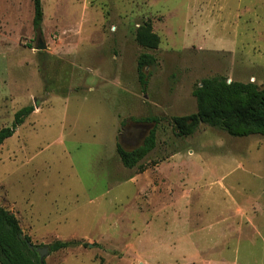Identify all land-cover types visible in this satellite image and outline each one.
Segmentation results:
<instances>
[{"label":"rangeland","instance_id":"1","mask_svg":"<svg viewBox=\"0 0 264 264\" xmlns=\"http://www.w3.org/2000/svg\"><path fill=\"white\" fill-rule=\"evenodd\" d=\"M41 1L38 32L33 0H0V131L35 106L0 146V205L34 246L74 243L46 264H264V137L173 124L203 79L264 84V0ZM148 22L156 50L137 42ZM156 127L125 168L117 144Z\"/></svg>","mask_w":264,"mask_h":264},{"label":"trees","instance_id":"2","mask_svg":"<svg viewBox=\"0 0 264 264\" xmlns=\"http://www.w3.org/2000/svg\"><path fill=\"white\" fill-rule=\"evenodd\" d=\"M34 2V28L41 32L44 12L41 0ZM137 42L145 48L156 50L160 39L153 32L150 22L141 26L137 33ZM154 55L144 53L137 63L138 79L144 87L151 74L146 70L156 66ZM196 100L197 111L184 117H174L173 124L177 137L193 136L202 125L216 128L235 138L250 136L264 137V84L228 81L223 76L203 79L192 92ZM35 112V106L20 109L14 118L12 127L0 131V146L12 138L17 128ZM157 127L150 131L142 146L131 151L117 144V153L123 166L127 169L137 167L155 148L157 144ZM32 243L25 235L19 221L0 205V263L1 264H40L39 255L29 249ZM74 243L57 241L50 245L51 253L73 247ZM46 264V262H44Z\"/></svg>","mask_w":264,"mask_h":264},{"label":"water","instance_id":"3","mask_svg":"<svg viewBox=\"0 0 264 264\" xmlns=\"http://www.w3.org/2000/svg\"><path fill=\"white\" fill-rule=\"evenodd\" d=\"M38 43L39 45L37 46L36 50L38 51H44L47 50V46L44 43V41L41 39V37L38 38ZM27 245L29 249L36 251V253L39 255L40 258V264H44L46 258L50 255L51 253V248L50 246H45V247H37L34 246L32 243L27 242ZM1 264V263H0Z\"/></svg>","mask_w":264,"mask_h":264}]
</instances>
